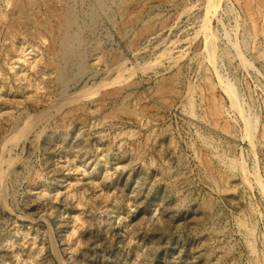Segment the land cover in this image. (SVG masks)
<instances>
[{
	"label": "rangeland",
	"instance_id": "rangeland-1",
	"mask_svg": "<svg viewBox=\"0 0 264 264\" xmlns=\"http://www.w3.org/2000/svg\"><path fill=\"white\" fill-rule=\"evenodd\" d=\"M12 3L0 0V264H264V0L128 1L126 35L100 15L59 107L50 34L14 31ZM116 58L124 81L101 84Z\"/></svg>",
	"mask_w": 264,
	"mask_h": 264
},
{
	"label": "bare ground",
	"instance_id": "bare-ground-1",
	"mask_svg": "<svg viewBox=\"0 0 264 264\" xmlns=\"http://www.w3.org/2000/svg\"><path fill=\"white\" fill-rule=\"evenodd\" d=\"M54 3H52V0H13L14 7H15V14L13 17V27L12 29L14 31H17V29L20 27L21 23H24L26 21H32L33 24L35 25L38 30L37 32H40V30H47L48 33L50 34V42L47 46L46 49V55L47 59H45L54 69L56 70V74L54 77V82L59 88V91L61 94L55 101V107H59L64 101H67L69 99H72L73 94L71 95L70 92H68V89L70 88L71 84H75L78 80V78L85 73L87 70V64H86V47H88L89 43L86 42V33L90 32L96 33L98 30V24L100 15H105L109 19L115 22V26H117L119 33L126 35L127 31L131 30L130 22L133 21V16L136 14L134 13V10L132 11L133 13L128 11V14L126 15V5L128 1L132 0H53ZM134 1V0H133ZM168 1V0H167ZM88 2V8L87 10L84 9V6L86 5L85 3ZM164 2V1H163ZM12 3V4H13ZM43 5L46 4V12L45 16H42L40 7L38 4ZM43 3V4H42ZM130 3V2H129ZM135 3V2H132ZM144 3V2H143ZM142 3V4H143ZM203 4V3H201ZM39 7H37V6ZM134 5V4H133ZM141 5V4H140ZM174 5V4H173ZM86 7V6H85ZM182 7V6H181ZM129 8V7H128ZM208 8V7H207ZM135 9V8H134ZM146 9V8H145ZM42 10V8H41ZM86 10V11H85ZM190 11V10H189ZM43 13V12H42ZM43 13V15H44ZM138 13V12H137ZM125 14V19L119 18V16L124 17L123 15ZM104 16V17H105ZM148 16V15H147ZM6 17V16H5ZM137 17V15H136ZM135 17V18H136ZM153 17V16H152ZM10 18V17H8ZM12 19V18H11ZM143 19V18H142ZM149 20V18H148ZM151 20V19H150ZM145 21V20H142ZM162 21V20H161ZM164 22V21H162ZM143 23V22H142ZM159 23V22H158ZM26 25V23H25ZM154 25V24H153ZM159 25V24H158ZM172 26V25H171ZM152 27V22L151 21H145L144 24L139 26V32L137 30V34L139 33H144L145 31H148ZM23 28V27H22ZM5 29V28H4ZM9 29V28H8ZM33 30V28H31ZM35 29V28H34ZM116 29V28H115ZM26 30V28H25ZM4 32V31H3ZM20 32V31H19ZM43 32V31H42ZM130 32V31H129ZM136 32V31H135ZM134 32V33H135ZM5 33V32H4ZM131 33V32H130ZM197 33V32H196ZM90 34V35H91ZM15 35V34H14ZM13 35V36H14ZM33 35V34H32ZM47 35V34H46ZM97 35V34H96ZM118 35V34H117ZM122 35V36H124ZM134 35V34H133ZM131 35V36H133ZM196 35V34H195ZM5 36V35H4ZM37 36V35H35ZM44 36V35H42ZM94 36V35H93ZM127 39V46H133V37ZM2 37V36H1ZM25 37V36H24ZM32 37V36H31ZM49 37V36H48ZM92 37V36H91ZM95 37V36H94ZM97 37V36H96ZM12 38V36H11ZM39 38V37H37ZM89 38V37H88ZM98 39V38H97ZM105 39V38H104ZM89 40V39H88ZM92 40V39H91ZM90 40V41H91ZM12 42V41H11ZM98 40L94 42V44H97ZM126 42V41H125ZM100 43V42H99ZM4 45V44H3ZM31 45V44H30ZM35 45V44H34ZM88 45V46H86ZM95 46V45H94ZM131 46V47H132ZM90 47V46H89ZM98 47V46H97ZM12 48V46H11ZM14 48V47H13ZM102 48V47H101ZM32 50V49H31ZM88 50V49H87ZM114 50V49H113ZM136 50V49H135ZM34 51V50H33ZM22 52V51H21ZM108 52V51H107ZM118 53V52H117ZM17 54V53H16ZM112 54V53H111ZM167 54V53H166ZM5 55V54H4ZM18 55V54H17ZM23 56V55H22ZM101 56V55H100ZM108 56V55H107ZM15 57V56H14ZM25 57V56H24ZM113 57V56H111ZM165 57V56H164ZM42 58V57H41ZM167 58V57H166ZM22 59V57H21ZM40 59V58H39ZM43 59V58H42ZM112 59V58H111ZM109 59V60H111ZM117 59V58H116ZM170 59V58H169ZM35 60V59H34ZM104 61V60H103ZM156 61V60H155ZM106 62V61H105ZM149 63V62H148ZM156 63V62H155ZM153 63V65L155 64ZM48 64V65H49ZM123 62L121 59H117L116 61L113 62L112 66L109 68V72L113 73V78L110 76L108 77H103L101 84H107L109 82H114L118 84L119 81L123 80L122 73H123ZM150 64V63H149ZM46 65V64H45ZM143 65V64H142ZM148 68V67H147ZM146 68V69H147ZM150 68V67H149ZM52 69V68H51ZM145 69V68H144ZM54 70V71H55ZM177 70V69H176ZM90 71V70H89ZM91 73V72H90ZM157 73V72H156ZM155 73V74H156ZM108 74V73H106ZM172 74V73H171ZM170 74V75H171ZM94 75V74H93ZM174 75V73H173ZM103 76V75H102ZM107 76V75H106ZM175 76V75H174ZM173 76V77H174ZM162 79V78H161ZM172 79V77L170 78ZM170 79H165V80H170ZM176 80V79H175ZM124 81V80H123ZM164 81V79H163ZM97 82V81H96ZM100 82V81H99ZM122 82V81H121ZM132 82V80L130 81ZM171 82V81H170ZM120 83V82H119ZM124 84L126 82H123ZM133 83V82H132ZM131 83V84H132ZM164 83V82H161ZM80 84V83H79ZM84 84V83H83ZM122 84V83H121ZM156 84V83H155ZM115 85V84H114ZM126 85V84H125ZM157 85V84H156ZM160 87L161 84H158ZM32 86V85H31ZM35 86V85H34ZM56 86V87H57ZM81 86V85H80ZM88 88V85H84ZM108 86V85H106ZM167 86V85H166ZM50 87V86H49ZM104 87V86H103ZM114 87H118L114 86ZM151 87V86H150ZM163 87V85L161 86ZM79 88V87H78ZM82 87L79 89L81 90ZM84 88V87H83ZM96 88H99L96 87ZM119 88H121L119 86ZM170 88V87H169ZM173 88V87H172ZM34 89V88H33ZM36 89V87H35ZM79 89H75V93ZM100 89V88H99ZM118 89V88H117ZM157 89V87H156ZM165 89V88H164ZM79 90V91H80ZM88 90L90 91V88L87 90L85 89V92ZM114 89H112L113 92ZM116 90V89H115ZM172 90V89H170ZM37 91V90H36ZM72 91V93H74ZM83 91V90H82ZM92 91V90H91ZM96 91V90H95ZM157 91V90H156ZM167 91V90H166ZM105 92V91H104ZM155 92V91H154ZM161 92V90H160ZM70 93V94H69ZM74 93V95H75ZM78 92L77 94H79ZM84 93V91H83ZM83 93L81 96H83ZM89 93V92H88ZM93 93V92H92ZM95 93V92H94ZM93 93V94H94ZM97 93V92H96ZM103 93V92H102ZM106 93V92H105ZM114 93V92H113ZM123 93V92H122ZM92 94V96H93ZM117 94V93H116ZM127 94V93H126ZM90 95V96H89ZM87 94V97H92L91 93ZM56 96H58L56 94ZM55 96V97H56ZM76 96V95H75ZM79 96V95H78ZM77 97V96H76ZM86 97V96H84ZM75 100V98H73ZM82 99V98H78ZM124 99V98H123ZM142 99V98H141ZM86 100V99H85ZM139 100V99H138ZM70 101V100H69ZM76 101V100H75ZM82 101V100H81ZM100 101V100H99ZM129 101V100H128ZM72 102V100L70 101ZM91 102V101H90ZM124 102V101H123ZM121 102V104L123 103ZM65 103V102H64ZM74 103V101L72 102ZM115 103V102H114ZM120 103V102H117ZM52 104V103H51ZM67 104V102H66ZM100 104V103H99ZM125 104V103H124ZM128 104V103H127ZM69 105V103L67 104ZM119 105V104H118ZM126 105V104H125ZM132 105V104H131ZM134 105V104H133ZM77 107V105H75ZM113 106V105H112ZM122 106V105H121ZM120 106V107H121ZM109 107V106H108ZM124 107V106H123ZM133 107V106H132ZM139 107V106H138ZM46 108V107H45ZM117 108V107H115ZM141 108V107H140ZM44 109V108H43ZM56 109V108H55ZM54 109V110H55ZM112 109V108H111ZM119 109V107L117 108ZM123 109V108H121ZM128 110L132 113L133 108H128L124 107V110ZM24 110V109H23ZM60 110V109H59ZM113 110V109H112ZM39 111V110H38ZM76 111V110H75ZM116 111V110H115ZM114 111V112H115ZM18 112V111H17ZM30 112V111H29ZM106 112V111H105ZM113 112V111H112ZM113 112V113H114ZM124 112V111H122ZM121 112V113H122ZM126 112V111H125ZM143 112V111H142ZM37 113V112H35ZM34 113V114H35ZM128 113V114H131ZM141 113V112H140ZM112 114V113H111ZM133 114V113H132ZM135 114V113H134ZM133 114V115H134ZM31 115V114H30ZM33 115V114H32ZM50 115V114H49ZM34 117V116H33ZM48 117L46 115V112H42L37 117ZM31 118V116H30ZM42 118V119H43ZM102 118V117H101ZM28 121L32 122L27 118ZM36 119V120H37ZM45 119V118H44ZM133 119V118H132ZM20 120V119H19ZM26 118L22 117L21 118V123L18 124V122H15L13 127L11 128V137H19L20 135H24V133L27 131V129L30 127L29 124L31 123H25ZM33 120V119H32ZM61 120V119H60ZM27 121V122H28ZM58 121V120H57ZM35 122V121H34ZM65 122V121H64ZM67 122V121H66ZM36 123V122H35ZM24 124V125H23ZM55 124V123H54ZM68 126V124H67ZM153 126V125H152ZM66 129V128H65ZM32 130V129H31ZM152 130V129H151ZM165 130V129H164ZM9 131V132H10ZM30 131V130H29ZM34 133V131H33ZM2 135V134H1ZM8 135V134H7ZM118 135V134H117ZM130 135V134H129ZM6 138V137H5ZM10 139V137H8ZM144 138V137H143ZM4 141L6 139L2 138ZM16 139V138H14ZM1 140V139H0ZM11 140V139H10ZM18 140V139H17ZM9 142V141H8ZM7 142V143H8ZM144 143V141H143ZM142 143V144H143ZM2 144V142H1ZM5 144V143H4ZM16 144V141H15ZM3 145V144H2ZM9 145V144H7ZM11 146V145H10ZM5 147V146H4ZM139 147V146H138ZM8 148V147H7ZM3 149V147H2ZM131 149V148H130ZM6 150H9L6 149ZM138 152V151H136ZM142 153V152H141ZM140 153V154H141ZM134 155V154H133ZM139 158V157H138ZM136 159V158H135ZM3 161V160H2ZM10 161V160H9ZM6 162V161H4ZM12 163V162H11ZM146 164V163H145ZM23 167V166H22ZM1 170V169H0ZM0 177H1V184L3 185L5 180L7 179V174L4 171H0ZM5 185V184H4ZM17 186V185H16ZM2 194V191H0V195ZM205 207V206H204Z\"/></svg>",
	"mask_w": 264,
	"mask_h": 264
}]
</instances>
